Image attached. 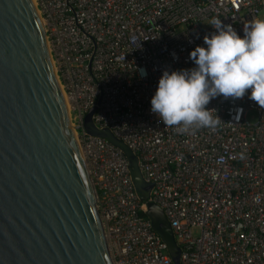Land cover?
Segmentation results:
<instances>
[{
  "label": "built area",
  "instance_id": "2783aa9c",
  "mask_svg": "<svg viewBox=\"0 0 264 264\" xmlns=\"http://www.w3.org/2000/svg\"><path fill=\"white\" fill-rule=\"evenodd\" d=\"M34 2L112 264H264V108L250 90L242 99L218 96L207 107L222 123L183 135L151 112L163 71L195 66L190 52L206 47L211 19L243 36L245 22L264 18V0ZM91 108L95 126L107 127L136 155L152 183L146 199L122 149L84 127ZM148 201L172 228L178 263L151 226Z\"/></svg>",
  "mask_w": 264,
  "mask_h": 264
},
{
  "label": "water",
  "instance_id": "95a60500",
  "mask_svg": "<svg viewBox=\"0 0 264 264\" xmlns=\"http://www.w3.org/2000/svg\"><path fill=\"white\" fill-rule=\"evenodd\" d=\"M84 127L122 149L141 200L146 181L133 151L107 127ZM96 194L70 123L34 0H0V264H112ZM152 228L175 263L180 247L162 210Z\"/></svg>",
  "mask_w": 264,
  "mask_h": 264
},
{
  "label": "clouds",
  "instance_id": "9594fccd",
  "mask_svg": "<svg viewBox=\"0 0 264 264\" xmlns=\"http://www.w3.org/2000/svg\"><path fill=\"white\" fill-rule=\"evenodd\" d=\"M209 24L215 31L204 35L206 47L190 52L195 66L164 70L151 98V112L181 135L222 123L207 107L218 96L242 99L250 90L249 98L264 108V18L245 22L243 36L218 18Z\"/></svg>",
  "mask_w": 264,
  "mask_h": 264
},
{
  "label": "rangeland",
  "instance_id": "374dc122",
  "mask_svg": "<svg viewBox=\"0 0 264 264\" xmlns=\"http://www.w3.org/2000/svg\"><path fill=\"white\" fill-rule=\"evenodd\" d=\"M251 115H255L254 111L249 112V117H251ZM251 119H252V117H251Z\"/></svg>",
  "mask_w": 264,
  "mask_h": 264
}]
</instances>
